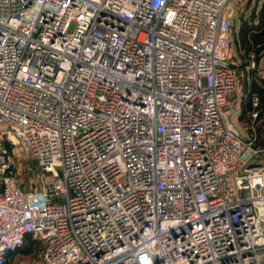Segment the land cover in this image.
<instances>
[{
  "label": "built area",
  "instance_id": "obj_1",
  "mask_svg": "<svg viewBox=\"0 0 264 264\" xmlns=\"http://www.w3.org/2000/svg\"><path fill=\"white\" fill-rule=\"evenodd\" d=\"M231 1L0 0V264L27 236L34 264H264L258 96L247 137L230 120Z\"/></svg>",
  "mask_w": 264,
  "mask_h": 264
},
{
  "label": "rangeland",
  "instance_id": "obj_2",
  "mask_svg": "<svg viewBox=\"0 0 264 264\" xmlns=\"http://www.w3.org/2000/svg\"><path fill=\"white\" fill-rule=\"evenodd\" d=\"M263 0H232L230 2L231 15L229 17L230 26V37L232 42L231 47V57L239 61L242 60L241 53L242 49L237 46L235 37L237 38V33L240 27L245 25L254 24L258 21V16L260 13V8L262 6ZM255 65V64H254ZM255 72L253 77L248 76L243 79L241 78L240 84L245 89L255 78L264 77V51L259 60V64L255 65ZM249 69V68H248ZM241 90V89H240ZM244 89L240 92L238 101L236 102L235 113L233 112L230 116V120L237 131L243 136L247 137L249 135V127L252 123V117L250 110L245 113L243 112V107L247 102L248 94L244 92ZM258 109V113H259ZM244 113V114H243ZM259 115V114H258ZM256 129V144L264 147V115L256 117L253 121ZM16 158V177L20 186L27 191L36 190L39 186V176L40 171L37 166L36 159L32 157L29 153L14 148L13 149ZM262 159V158H258ZM31 242V241H30ZM30 245V246H29ZM27 250L23 251L22 247L17 249L15 253L10 255V260L8 264H18L19 261L26 262L28 264H34L39 262V246L35 243H29ZM26 245H24L25 248ZM27 247V246H26Z\"/></svg>",
  "mask_w": 264,
  "mask_h": 264
},
{
  "label": "trees",
  "instance_id": "obj_3",
  "mask_svg": "<svg viewBox=\"0 0 264 264\" xmlns=\"http://www.w3.org/2000/svg\"><path fill=\"white\" fill-rule=\"evenodd\" d=\"M237 46L242 49V66L248 63V52L254 54L255 65L259 62L262 52L264 51V0L260 8V13L258 16L257 23L245 25L240 27L237 33V38L235 37ZM255 69H253L254 73ZM250 90L258 96L259 104L257 109L259 110V115H264V77L255 78L250 83ZM250 108V105H248ZM30 237L27 236L24 240V244L21 246L23 251L27 250L30 246ZM24 245L25 248H24ZM29 245V246H28ZM19 249V248H18ZM12 255V254H11ZM8 264V262H6Z\"/></svg>",
  "mask_w": 264,
  "mask_h": 264
},
{
  "label": "crops",
  "instance_id": "obj_4",
  "mask_svg": "<svg viewBox=\"0 0 264 264\" xmlns=\"http://www.w3.org/2000/svg\"><path fill=\"white\" fill-rule=\"evenodd\" d=\"M241 50V49H240ZM241 55H242V53H241ZM242 57V56H241ZM232 60H233V62L235 63L233 66H232V68L235 70V72H236V74H237V78H238V81H239V84H240V81H241V78L243 79V77L245 76V78L246 77H248V76H251V77H253V69L254 68H250V67H248L247 65H245V66H242L241 64H242V61L239 59V61L235 58V59H233L232 58ZM248 63V62H247ZM255 64V63H254ZM259 64V62L256 64V65H258ZM254 67H255V65H254ZM249 68V69H248ZM255 72V71H254ZM245 87V86H244ZM244 87H242L241 86V84H240V89L241 90H237V91H232V92H230L229 93V95H228V99H229V101L232 103V105H233V108H234V113H235V107H236V102L238 101V98H239V95L241 94L240 92L242 91V89H244V92H246V94H248V98H247V102L245 103V105H244V107H243V112H245V113H247L249 110H250V108H251V106H250V108L248 107V105H250V103H249V93H253L251 90H250V84L248 83V86H246L247 88L245 89ZM243 92V93H244ZM244 114V113H243ZM258 145V144H257ZM258 146H260V145H258ZM260 147H262V146H260Z\"/></svg>",
  "mask_w": 264,
  "mask_h": 264
}]
</instances>
